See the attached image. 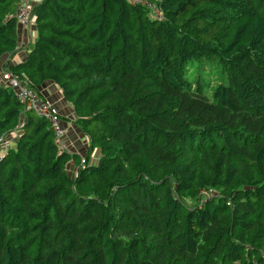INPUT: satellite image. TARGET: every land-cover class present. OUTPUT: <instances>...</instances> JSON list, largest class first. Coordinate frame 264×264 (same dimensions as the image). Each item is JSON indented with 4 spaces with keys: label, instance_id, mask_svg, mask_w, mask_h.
<instances>
[{
    "label": "trees",
    "instance_id": "1",
    "mask_svg": "<svg viewBox=\"0 0 264 264\" xmlns=\"http://www.w3.org/2000/svg\"><path fill=\"white\" fill-rule=\"evenodd\" d=\"M147 1L161 18L35 4L33 47L0 73L43 100L57 85L88 147L60 150L0 83V138L20 131L0 159V264H264V0ZM17 2L0 0V57L18 48ZM202 60L224 77L212 98L187 77Z\"/></svg>",
    "mask_w": 264,
    "mask_h": 264
},
{
    "label": "built area",
    "instance_id": "2",
    "mask_svg": "<svg viewBox=\"0 0 264 264\" xmlns=\"http://www.w3.org/2000/svg\"><path fill=\"white\" fill-rule=\"evenodd\" d=\"M36 1L37 0H18L14 16L20 25L24 27H36V18L34 14ZM130 2L133 4L146 5L150 9L152 16L162 17V12L158 9L156 3L148 2L147 0H130ZM0 83L10 86L15 90L18 99L25 107V111L30 110L38 116L47 119L53 128L55 142L59 146V149L69 150L68 144L64 142L67 129L63 126L61 113L53 102L41 99L38 93L27 86L26 82L22 81L17 74L8 69L2 71ZM19 133L20 131L17 129L13 134L5 135L0 138V159L3 158L7 150L14 147Z\"/></svg>",
    "mask_w": 264,
    "mask_h": 264
},
{
    "label": "crops",
    "instance_id": "3",
    "mask_svg": "<svg viewBox=\"0 0 264 264\" xmlns=\"http://www.w3.org/2000/svg\"><path fill=\"white\" fill-rule=\"evenodd\" d=\"M41 0H37L38 3ZM37 38V27H24L19 24V41L18 48L13 54H5L0 57V72L5 63L10 61V64H16L21 62L28 52L33 47ZM1 75V73H0ZM44 95L53 102V104L59 109L61 115L66 119L64 125L67 129V134L64 136V141L69 143L71 152H86L88 147L87 137L73 124L74 110L71 104H69L63 97L61 90L54 83H46L42 87ZM98 150H95L94 159L98 158ZM73 163V162H70Z\"/></svg>",
    "mask_w": 264,
    "mask_h": 264
},
{
    "label": "rangeland",
    "instance_id": "4",
    "mask_svg": "<svg viewBox=\"0 0 264 264\" xmlns=\"http://www.w3.org/2000/svg\"><path fill=\"white\" fill-rule=\"evenodd\" d=\"M187 77L193 83H196L198 80L201 81L205 93L210 98L213 97L214 89L217 87V85L223 83L224 81L221 68H219L215 60L192 62L188 67Z\"/></svg>",
    "mask_w": 264,
    "mask_h": 264
}]
</instances>
